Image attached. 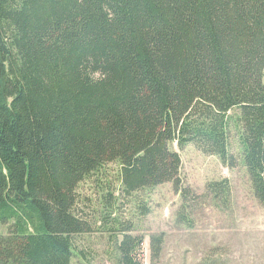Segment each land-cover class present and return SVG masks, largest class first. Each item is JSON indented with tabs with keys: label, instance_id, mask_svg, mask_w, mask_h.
Here are the masks:
<instances>
[{
	"label": "trees",
	"instance_id": "1",
	"mask_svg": "<svg viewBox=\"0 0 264 264\" xmlns=\"http://www.w3.org/2000/svg\"><path fill=\"white\" fill-rule=\"evenodd\" d=\"M236 107L238 157L264 205V0H0V264L84 256L77 237L101 226L78 186L109 162L128 194L172 182L196 200L172 143L236 166ZM231 193L228 178L206 184L215 200ZM113 218L112 264H145L144 239ZM150 242L159 257L163 236Z\"/></svg>",
	"mask_w": 264,
	"mask_h": 264
},
{
	"label": "rangeland",
	"instance_id": "2",
	"mask_svg": "<svg viewBox=\"0 0 264 264\" xmlns=\"http://www.w3.org/2000/svg\"><path fill=\"white\" fill-rule=\"evenodd\" d=\"M228 113L230 151L237 156L236 166H227L218 155L206 154L195 144L181 149L172 143L182 158L183 186L192 187L200 196L194 201H184L172 182L124 192L118 161L80 182L79 207L101 229L77 237V248L84 256L75 254L72 264H112L111 253L122 238L114 230L113 217L132 223V233L144 239L145 264H264V205L255 197L248 170L238 157L240 109ZM222 178L229 179L232 193L228 200L218 201L206 194V184ZM110 193L117 198L113 200L118 210L105 219L104 202ZM9 225L0 222V235L8 234ZM159 235L163 236L161 252L153 257L150 240Z\"/></svg>",
	"mask_w": 264,
	"mask_h": 264
}]
</instances>
